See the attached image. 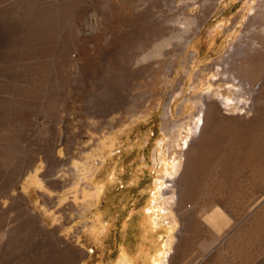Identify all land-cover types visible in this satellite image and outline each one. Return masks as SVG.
Here are the masks:
<instances>
[{"label": "rangeland", "instance_id": "374dc122", "mask_svg": "<svg viewBox=\"0 0 264 264\" xmlns=\"http://www.w3.org/2000/svg\"><path fill=\"white\" fill-rule=\"evenodd\" d=\"M263 50L264 0H0V264H264Z\"/></svg>", "mask_w": 264, "mask_h": 264}, {"label": "bare ground", "instance_id": "6f19581e", "mask_svg": "<svg viewBox=\"0 0 264 264\" xmlns=\"http://www.w3.org/2000/svg\"><path fill=\"white\" fill-rule=\"evenodd\" d=\"M264 51V50H263ZM252 60V66H250V68L249 69H245L244 68V66H241V65H238L239 66V74L242 76L244 73H249V72H251L250 74L252 75V73H253V77H260V76H264V54H259L258 53V51H257V53H255V55L253 56V58L251 59ZM247 67H248V65H247ZM235 77V76H234ZM233 77V78H234ZM245 77V76H244ZM239 81V80H238ZM240 84L243 86V84H242V81L240 82ZM263 92V91H262ZM259 93V92H258ZM261 96H262V94H261ZM261 96H260V98H261ZM263 100V99H262ZM262 100L260 99V102H262ZM219 101V100H218ZM218 101H215V100H211V101H209L208 102V104L206 105V111H207V121H209V123L211 122V124H212V126L214 127V129H220V127H218L217 128V126H218V124L220 123V117L222 116L221 115V109H220V106H219V103H218ZM259 102V103H260ZM261 105V104H260ZM262 107V106H261ZM264 107V106H263ZM224 122H225V120H224ZM253 123V122H252ZM248 124V123H247ZM226 125V124H225ZM211 126V125H210ZM256 126H258V125H256ZM229 127V126H228ZM259 127V126H258ZM261 128V127H260ZM229 129V128H228ZM230 130V129H229ZM230 131H232V130H230ZM229 131V132H230ZM222 132V131H221ZM228 132V131H227ZM252 133H253V131L251 130H246V132H245V135L243 136V138L241 139V140H243V141H241L242 142V144L243 145H245L248 149H250L249 147H252L251 145H253L252 144V142H251V140H250V137L252 136ZM220 134V133H219ZM219 134H217L216 136H215V139L213 140V145H212V152L209 154V155H207L206 153V151H207V149H209V148H199L198 150V152H197V154L198 155H196V156H192V158L190 157H188V161H187V167H188V165L190 166V168H191V164H196V162L198 163V165H196L197 167L196 168H200V169H209V168H217V166H218V163H214L213 161H215V159L217 158L216 156H217V149H218V147L219 146H221V145H224L225 146V144L227 145V143L228 142H224V140H225V136H220L219 137ZM255 134H257V133H255ZM260 134H261V132H260ZM211 135V134H210ZM225 135H227V133L225 134ZM230 135H231V133H230ZM236 136V135H235ZM256 136V135H255ZM205 137V136H204ZM214 137V136H213ZM229 137V136H228ZM227 137V138H228ZM232 137H233V135H232ZM237 138V137H236ZM253 138H254V136H253ZM232 139V138H231ZM230 139V140H231ZM238 139V138H237ZM245 139V140H244ZM246 139H247V141H246ZM255 139V138H254ZM257 139V138H256ZM255 139V140H256ZM240 140V139H239ZM253 141V140H252ZM238 142V141H237ZM200 143V142H199ZM260 143H262V142H260ZM258 145V144H257ZM260 147L262 146V145H259ZM198 147V146H197ZM240 147H242V146H240ZM253 148V147H252ZM254 148H256V146L254 147ZM238 149V148H237ZM244 149V148H243ZM193 150V149H192ZM245 150V149H244ZM256 150V149H255ZM260 150V149H259ZM264 150V149H263ZM195 151V150H194ZM252 151H253V149H252ZM195 152V153H196ZM258 152V151H257ZM194 153V152H193ZM209 153V152H208ZM225 153V152H224ZM231 153H232V150H231ZM252 153V152H251ZM223 154V153H222ZM223 156V155H222ZM221 156V157H222ZM257 156H259V155H257ZM225 157H226V155H225ZM246 158V157H245ZM258 158V157H257ZM195 159V160H194ZM222 159V158H221ZM224 159V158H223ZM251 160H252V163H253V165L254 166H252V170H253V172H254V174L252 175L253 176V178L252 179H255V184L254 185H258V187L260 186L259 184H261V182L259 181V177H257L258 175H256L257 173H259L260 172V162H258L257 160H256V157L254 156V158L253 157H251L250 158ZM259 159H261V158H259ZM244 161V160H243ZM242 161V162H243ZM246 161H248L247 159H246ZM250 161V160H249ZM224 162V161H223ZM222 162V163H223ZM263 162V161H262ZM245 164V163H244ZM249 164H251V163H249ZM215 165V166H214ZM217 165V166H216ZM221 165H223V167H225V168H227V169H229L230 167H233L234 169L236 168V166L238 165V163L237 162H227V161H225L224 162V164H221ZM220 165V166H221ZM193 166V165H192ZM219 167V166H218ZM246 167V166H245ZM221 168H222V166H221ZM240 168V167H239ZM244 168V167H243ZM243 168H240V169H243ZM250 169V168H249ZM250 169V170H251ZM214 170V169H213ZM248 170V169H247ZM207 171V170H206ZM229 171V170H228ZM236 171V170H235ZM249 171V170H248ZM223 172V171H222ZM210 173V172H209ZM231 173V172H230ZM212 174V173H211ZM215 174L217 175V173H216V171H215ZM260 174V173H259ZM191 175V174H190ZM209 175V174H208ZM225 175V174H224ZM249 176L251 175V174H248ZM215 176V175H214ZM200 177V176H199ZM256 177L258 178V179H256ZM222 178V177H221ZM237 179H238V177H236ZM235 178V179H236ZM251 179V178H250ZM251 179V180H252ZM208 180H210V179H208ZM214 180V179H213ZM240 180V179H239ZM193 181V180H192ZM215 181V180H214ZM213 181V182H214ZM233 181H234V179H233ZM243 181H245V180H243ZM246 181H248V179H246ZM264 181V180H263ZM195 182V181H194ZM210 182V181H209ZM236 182V181H235ZM239 182V181H238ZM253 183H254V181H253ZM252 183V184H253ZM245 184V183H244ZM210 185H211V183H210ZM233 185V184H232ZM240 185V184H239ZM247 185H250V183L248 184L247 183ZM195 186V185H194ZM228 186V185H227ZM244 186V185H243ZM251 186V185H250ZM207 187V186H206ZM233 187H234V185H233ZM239 187V186H238ZM249 187V186H248ZM200 188V187H199ZM247 188V187H246ZM188 189V188H187ZM222 189H224V188H222ZM196 190V189H195ZM245 190V189H244ZM248 190V189H247ZM251 190V189H250ZM209 191V190H208ZM207 191V192H208ZM188 192V191H187ZM200 192V191H199ZM232 192V191H231ZM245 192V191H244ZM247 193V192H246ZM212 194V193H211ZM245 194V193H244ZM250 194V193H249ZM230 195V194H229ZM263 195V194H262ZM193 196V194H191V197ZM194 196H196V195H194ZM202 196V195H201ZM208 196V195H207ZM189 197V196H188ZM261 196L260 195H257V196H255V202L257 203H260L259 201H260V198ZM263 197V196H262ZM202 198V197H201ZM208 198V197H207ZM228 198V197H227ZM226 198V199H227ZM191 199V198H190ZM188 200V199H187ZM202 200V199H201ZM228 200V199H227ZM263 200V199H262ZM184 201H185V196H182L181 197V199H180V204L181 203H183L184 204ZM189 201V200H188ZM187 201V202H188ZM193 202V201H192ZM191 202V203H192ZM218 202V201H217ZM217 202H215V200H214V204H212L211 205V209H209V210H206V211H204V212H202V214H200V217H199V224L201 225V227L203 228V229H205V230H207V231H209V234H210V238L215 242L216 240H220V239H222L225 235V233L227 232L226 230V228H228L227 226L228 225H232L231 223H234V222H232L233 220L232 219H230V215H228V212H227V209L224 207H219L218 205H217ZM200 202H198V204H199ZM233 203V202H232ZM236 203V202H235ZM179 204V205H180ZM183 204H181V205H183ZM221 204V203H220ZM239 205V204H238ZM190 206V205H189ZM198 206V205H197ZM237 205H235V207H236ZM247 206V205H246ZM255 206V205H254ZM231 207V206H230ZM241 207V206H240ZM196 208V207H195ZM246 208V207H245ZM252 208V207H251ZM255 208V207H254ZM238 208L236 207V210H237ZM196 210V209H195ZM238 211V210H237ZM241 213H243V212H241ZM238 215V214H237ZM239 217V216H238ZM242 217V216H241ZM240 217V218H241ZM238 219V218H237ZM193 220H194V218H193ZM236 221V220H235ZM238 221V220H237ZM237 221H236V223H237ZM189 222V221H188ZM231 222V223H230ZM235 224V223H234ZM239 226V225H238ZM235 227V226H234ZM234 227H232V228H234ZM228 230L229 231H231L232 229H229L228 228ZM243 230V229H242ZM250 231V230H249ZM228 233V232H227ZM229 236V235H228ZM203 237H205V236H203ZM227 239H228V237H226ZM237 239V238H236ZM246 239V238H245ZM205 241V240H204ZM233 241V240H232ZM231 241V242H232ZM205 242H207V241H205ZM224 240H223V245H224ZM226 243V242H225ZM229 243H230V241H229ZM216 247H217V245H215ZM215 246H213V247H215ZM221 246V245H220ZM219 246V247H220ZM235 246V245H234ZM223 247V246H222ZM228 247V246H227ZM212 248V247H211ZM235 248V247H234ZM240 248V247H239ZM243 248V247H242ZM232 250V249H231ZM243 250V249H242ZM260 250V249H259ZM239 251V250H238ZM245 251V250H244ZM229 252H231V251H229ZM235 252V251H234ZM225 255H226V252H225ZM229 255V254H228ZM233 255V254H232ZM244 255V254H243ZM207 256V255H206ZM205 256V257H206ZM230 256V255H229ZM240 257H242V254L241 255H239ZM204 257V258H205ZM246 257V256H245ZM207 258V257H206ZM205 258V259H206ZM225 259V258H224ZM230 259V258H229ZM200 260V259H199ZM199 260H197V261H199ZM232 260H233V258H232ZM247 260V259H246ZM227 261H229V260H227ZM253 261V260H252ZM234 263V262H233ZM252 263V262H251ZM199 264V263H198ZM243 264V263H242Z\"/></svg>", "mask_w": 264, "mask_h": 264}, {"label": "crops", "instance_id": "0c3cea01", "mask_svg": "<svg viewBox=\"0 0 264 264\" xmlns=\"http://www.w3.org/2000/svg\"><path fill=\"white\" fill-rule=\"evenodd\" d=\"M55 191H56V193H60L61 192V190H59V189H55ZM58 202L60 203V201L57 200L56 203H55L56 204L55 206H57ZM67 203H68L67 201H64L62 204H67ZM55 224H62V221H58V222L56 221ZM129 258H131V257H129Z\"/></svg>", "mask_w": 264, "mask_h": 264}]
</instances>
